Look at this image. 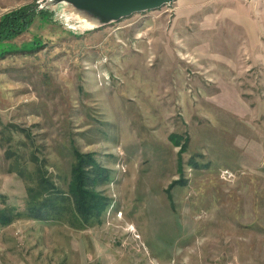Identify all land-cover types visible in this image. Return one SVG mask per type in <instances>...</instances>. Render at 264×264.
<instances>
[{"label": "rangeland", "instance_id": "rangeland-1", "mask_svg": "<svg viewBox=\"0 0 264 264\" xmlns=\"http://www.w3.org/2000/svg\"><path fill=\"white\" fill-rule=\"evenodd\" d=\"M28 6L0 40V264H264V0L0 18ZM78 154L101 210L20 216L42 179L69 197Z\"/></svg>", "mask_w": 264, "mask_h": 264}, {"label": "trees", "instance_id": "trees-1", "mask_svg": "<svg viewBox=\"0 0 264 264\" xmlns=\"http://www.w3.org/2000/svg\"><path fill=\"white\" fill-rule=\"evenodd\" d=\"M32 8V6H28L27 8L22 7L2 16L0 18V40L4 38L10 39L21 34L31 25L36 15L44 16L43 12H39L40 10L35 9L37 6ZM76 158L78 162L73 171L74 179L71 178L68 184L70 198H62L63 195L61 193L59 194L52 185L47 184V182L42 179L40 180L42 185L38 186L37 189L43 191V193L47 192L48 194L45 193V195L49 197L39 199V197L41 198L39 195L40 191L37 192L35 188H28L26 191L28 207L26 212L20 214V216L29 219H50L57 221L62 215L67 216L69 213V215H74V219L80 218L84 223H88L92 216H94L92 213L101 210V205H99L96 196L90 190L93 180L87 175L84 165L91 164L96 174H98V177L101 175L103 178L101 169L89 154H78ZM100 182L104 183L103 179H101ZM64 203L67 204V207L64 206ZM75 213H77L78 216H76ZM2 219L8 221L9 218L5 217L3 213L1 214L0 212V220Z\"/></svg>", "mask_w": 264, "mask_h": 264}, {"label": "water", "instance_id": "water-1", "mask_svg": "<svg viewBox=\"0 0 264 264\" xmlns=\"http://www.w3.org/2000/svg\"><path fill=\"white\" fill-rule=\"evenodd\" d=\"M169 1L174 0H89V4L92 8L107 11L124 10L126 7H132L130 10H154Z\"/></svg>", "mask_w": 264, "mask_h": 264}]
</instances>
